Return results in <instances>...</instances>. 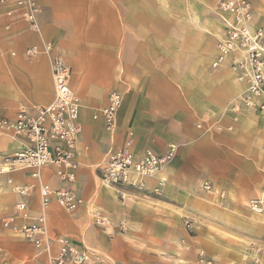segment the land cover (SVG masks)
<instances>
[{"label": "crops", "instance_id": "1", "mask_svg": "<svg viewBox=\"0 0 264 264\" xmlns=\"http://www.w3.org/2000/svg\"><path fill=\"white\" fill-rule=\"evenodd\" d=\"M36 3L39 32L31 31L22 20L8 22L0 9V118L12 119L21 106L34 115L36 107L52 101L47 56L41 53L28 58L23 53L29 46L50 42L70 68L69 85L82 102L78 116L81 131L74 148L78 169L71 188L83 200V206L72 213L55 202L46 208L50 255L57 252L56 238L63 237L74 249L92 256L88 257L90 264H163L167 260L179 264L183 235L177 220L182 204L199 190L201 181L207 182L209 189L225 193L219 206L226 209L233 207L234 196L254 198L260 189L251 182L260 176L261 146L256 143V127L246 139L239 131L207 133L196 125L208 118H220L221 124L228 125L221 109L231 94L244 92L246 84L234 78L226 63L216 69L211 63L204 66L201 53L189 56L190 69L183 73L181 60H176L179 52L174 51L179 43L173 36L176 20L158 16L159 7L151 9L150 0ZM218 24L220 37V17ZM252 26L257 27L253 19ZM216 38L211 47L212 60ZM196 63L200 64L198 69ZM112 90L121 93L122 102L114 128L107 131L100 109ZM240 122L244 124V118ZM128 131L132 132L135 153L151 149L161 154L174 144L176 155L148 181L143 193L125 189L124 196L119 197L113 186L100 188L95 167L109 150L123 145ZM23 144L22 137L1 134L0 162L3 155ZM40 175L52 187L61 184L52 166L42 168ZM8 178L15 185L30 187L28 195L6 189ZM34 185L28 169L18 167L0 175L3 211L15 216L5 234L32 224L39 214ZM18 203H25L23 211L16 210ZM92 205L111 221L106 228L92 224L86 212ZM191 229L185 228L186 233ZM138 257L140 260L135 261ZM45 260V254L36 253L30 243L13 240L1 255L0 264H45Z\"/></svg>", "mask_w": 264, "mask_h": 264}, {"label": "built area", "instance_id": "2", "mask_svg": "<svg viewBox=\"0 0 264 264\" xmlns=\"http://www.w3.org/2000/svg\"><path fill=\"white\" fill-rule=\"evenodd\" d=\"M0 9L8 22L22 20L31 31L39 32V7L36 0H0ZM217 9L223 31L216 41L211 66L217 68L226 63L234 77L246 84L240 103L255 110L264 109V31L252 26L253 0H221ZM23 53L28 58L40 53L47 56L53 98L48 105L36 107L34 115L21 106L12 119L0 118V135L9 133L25 141L20 149L4 155L0 162V175L15 171L18 167L20 170H30V176L35 180L34 188L39 195V214L32 224L22 225L19 232L26 242L49 255L51 239L45 226L46 208L55 202L71 213L83 204V200L71 188L78 169L74 148L81 131L78 121L80 103L69 85L70 68L53 51L50 42L29 46ZM121 102V93L112 90L108 93L106 105L100 109L107 131L114 128L115 114ZM131 135L132 132L128 131L123 145L109 150L95 167L100 181L116 187L121 197L125 189L142 190L146 181L155 178L176 155L174 144H169L161 154L151 149H144L137 154L132 150ZM46 166L54 168V175L61 182L57 187L42 181L40 171ZM204 188L208 186L205 184ZM14 189L20 196H26L30 187L15 185ZM247 206L255 213L262 212L264 194L250 199ZM24 209L25 203L16 205L17 211ZM14 218L9 217L5 224L13 222ZM94 223L106 224L105 217L96 215ZM186 227L190 229L191 225L187 222ZM55 241L58 249L55 255L49 256L48 264H89L87 254L74 249L65 238L58 237Z\"/></svg>", "mask_w": 264, "mask_h": 264}, {"label": "rangeland", "instance_id": "3", "mask_svg": "<svg viewBox=\"0 0 264 264\" xmlns=\"http://www.w3.org/2000/svg\"><path fill=\"white\" fill-rule=\"evenodd\" d=\"M220 1L150 0L151 9H158L157 7H159V11L156 12L158 16L166 20H176L177 24L174 26L173 36L179 43L175 46L174 51L179 52L178 56L176 55L178 57L176 60H181L183 73L185 69H190L187 68L190 63L189 56L193 57L194 53H201L204 66L211 63L213 39L217 37V40L221 32L218 24L220 13L217 9ZM253 22L258 28L264 31V0H253ZM198 66L200 64L196 63L194 67L198 69ZM211 68L213 67L211 66ZM228 70L232 73L229 66ZM237 94V92L231 94L226 105L221 109L222 116L227 117L229 120L228 125L221 124L220 118L200 119L196 125L206 129L207 133L232 134L239 131L240 137L243 133L246 139L249 138L253 127H256V137L259 134L256 143L261 146L260 176H256L255 179L251 180V182L256 183L260 187L253 195L256 198L261 196L262 193L264 194V115H259V113L264 114V109L255 110L251 106L242 105L239 98L243 92L240 95ZM75 96L78 98L77 95ZM78 100L81 108L82 102L79 98ZM242 118H244V124L240 122ZM3 157L4 155L1 157V160ZM8 180L9 178L6 180V189L19 195L14 189L15 184L11 179V182H8ZM149 180L146 181L145 187L142 190L131 189V191L143 193ZM98 184L100 188H105L100 180ZM200 184L201 187H199V190H196L192 197L188 198L182 204L183 210L179 216L180 221L177 220V225L181 228L183 235L181 239L183 243L181 244L179 264H206L208 262L210 264H264V210L260 213L251 211L247 205L248 201L253 198L243 196L238 199H235L234 196V205L231 209L220 207V202L224 199L225 193L222 191H213L212 188L209 189L205 181H201ZM205 184L208 188H204ZM210 190L212 192L208 193L207 191ZM114 192L120 197L117 188ZM107 196V199L112 197L111 194ZM125 197L128 196L125 195ZM2 203L1 198L0 260L1 255L9 248L13 240L15 242L25 241L19 232L20 228H14L12 233L5 234L4 231L11 226L12 222H8L7 225L5 224L9 217H11V213L3 211ZM86 212L92 224L96 227L104 229L111 223L109 218L105 216L103 217H105L106 224L98 225L94 223L95 216L104 213V211L96 206L92 205L86 209ZM187 222L192 225V229L190 227L191 231H187L186 233L185 228L187 229ZM194 236L196 237L194 238ZM33 249L36 253L45 254V264H48L50 254L47 255L34 246ZM87 256L92 257L90 255ZM136 260H140V257L135 258ZM162 263L169 264L168 260Z\"/></svg>", "mask_w": 264, "mask_h": 264}, {"label": "bare ground", "instance_id": "4", "mask_svg": "<svg viewBox=\"0 0 264 264\" xmlns=\"http://www.w3.org/2000/svg\"><path fill=\"white\" fill-rule=\"evenodd\" d=\"M239 81V80H238ZM243 83H244V81H243ZM245 85V84H244ZM240 99V98H239ZM104 185H106V186H112V185H110V184H104Z\"/></svg>", "mask_w": 264, "mask_h": 264}]
</instances>
